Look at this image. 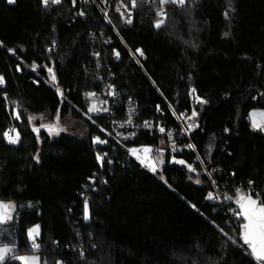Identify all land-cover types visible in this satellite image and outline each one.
I'll return each instance as SVG.
<instances>
[{
	"label": "trees",
	"instance_id": "trees-1",
	"mask_svg": "<svg viewBox=\"0 0 264 264\" xmlns=\"http://www.w3.org/2000/svg\"><path fill=\"white\" fill-rule=\"evenodd\" d=\"M123 2L132 23L116 11L120 0H106L105 7L101 0H77L75 6L62 0L47 7L40 0H0V76L5 78L0 85V200L15 205L13 220L0 225V246L31 254L25 232L38 224L42 264H207L209 258L215 264H255L221 234L223 229L238 239L235 206L206 200L211 187L195 154L176 156L194 172L165 155L153 174L128 149L157 146V137L144 132L124 146L107 131L110 121L125 119L130 98L138 121L165 127L174 125L171 111L178 115L193 108L198 128L192 141L201 161L222 168L233 197L239 188L264 200V133L249 121L252 111H264V0L168 4L167 22L159 30L153 27L158 0H137L135 9L129 0ZM229 3L235 11L225 19ZM105 11L111 23L102 16ZM137 48L144 53L139 62L132 56L138 57ZM192 89L207 103L196 100L192 106ZM88 92L110 109L93 114L95 123L84 115L92 102ZM58 108L59 118L80 123L84 136L51 137L44 128L32 132L30 115L53 118ZM12 128L21 134L17 145L3 138ZM94 136L107 143L94 145ZM37 154L39 163L33 159ZM97 154L104 158L102 166ZM86 199L88 221L83 218ZM4 264L18 262L9 258Z\"/></svg>",
	"mask_w": 264,
	"mask_h": 264
},
{
	"label": "snow or ice",
	"instance_id": "snow-or-ice-1",
	"mask_svg": "<svg viewBox=\"0 0 264 264\" xmlns=\"http://www.w3.org/2000/svg\"><path fill=\"white\" fill-rule=\"evenodd\" d=\"M42 6L47 7L49 3L52 5H58L62 2V0H40ZM73 6L76 5L77 0H72ZM85 3L88 2V0H84ZM95 2V0H93ZM106 0H101V3H105ZM131 9H135L137 7V0H129ZM193 3L196 2V0H192ZM9 4L14 3V0H8ZM159 8L156 12L157 19L153 22V27L157 30L161 29L163 27L168 19V12L165 9V6L168 4L180 6L183 8L187 0H158ZM124 8V11L121 12L120 9ZM117 12H120V18L123 19L126 23H132V12L131 10L124 4L123 0H120V7L116 9ZM235 11L234 8L231 7V3H229L228 9L224 12L225 19L228 18L229 12ZM79 16H84L85 13L83 11L78 13ZM104 19L111 23L112 21L108 17V13L104 12ZM225 36H228L229 33L225 32ZM185 44H190L191 47L195 48L197 45L191 44L190 41H184ZM0 46H2V42H0ZM54 47V46H53ZM9 52H12V49H8ZM113 52L117 58L120 57V53L113 49ZM136 53H139L140 56H143L144 53L140 48H137L135 50ZM94 55H99V53H94ZM17 71H20L21 68L18 65ZM33 71L36 70V65H33L32 68ZM49 76L51 77L52 81H56V74L53 71L51 67L47 69ZM5 78L3 76H0V85L4 84ZM107 87L110 89L109 95H114V92L111 91L113 89V85L109 84ZM195 89H192L190 92V95L192 93H195ZM57 94L63 95L59 88H57ZM86 97L91 99V103L87 107V111L84 113V115L92 120L93 123H95V120L92 119L93 114H97L99 112H107L108 108L106 107H100L99 104H107V101L99 102L96 98L95 92H88L85 94ZM195 99L201 104L207 103L206 100L203 98L197 96ZM131 111V110H130ZM157 111H161L159 105H157ZM59 114L60 109H57V123H49L47 125L40 124L39 127H33L32 132L33 133H39L41 128L46 129L49 136H58L61 132L65 131L64 128L60 127L59 125ZM257 113H252L251 116L252 119V129L256 131H260L264 133V119L257 121L255 117L257 116ZM261 116H264V113L259 114ZM181 118H183L185 121H192L191 123H188L187 125V131H191L193 128L198 127V125L195 123V118L198 116V112L194 109L191 112L190 116L185 117L183 113L180 114ZM15 118L17 120L20 119L19 115H16ZM34 118L29 117V123L32 122ZM132 122L131 116H129L128 120L125 121V123L130 124ZM145 127H151V124L149 122H145ZM103 132L104 129H101ZM227 131V129H225ZM159 132L161 134L165 133L164 127H159ZM14 133V134H13ZM134 135V134H133ZM3 138L9 145H17L21 142V134L15 129L12 128L9 131H5L3 133ZM173 133L171 131L167 132V139L168 141H172ZM37 141L39 142V136H37ZM163 143V141H161ZM92 143L94 145L96 144H106L107 141L104 139H101L98 136H94L92 138ZM173 151H175V145L172 144ZM187 148L194 149V145L188 144ZM157 152L158 156L155 158L153 157L152 153ZM128 153L135 157L142 166L146 167L149 171H151L153 174L157 173V167L159 164H163L165 162V159H163V153L164 149H153L151 146L143 145L139 148L132 147L128 149ZM106 155V154H105ZM33 159L39 163V154L33 156ZM199 159V157H197ZM96 160L98 163L103 165L104 158L102 155L97 154ZM170 163L181 165L187 168L189 172H194L195 169L190 163H187L184 159H178L176 156H172ZM108 163H111V161H108ZM211 178V173L208 174ZM162 180L164 179L163 176L160 177ZM91 179V178H90ZM107 183V181H104ZM196 184H200L201 180L199 177L195 180ZM216 184V181L213 180V185ZM249 186H252L254 184V181L249 180L248 181ZM214 199L213 193L209 191L208 195L206 196V200L212 201ZM225 200H232V197H229L227 195L224 196ZM234 203L236 205L237 211L233 212V216L235 217L236 223L238 224V230H239V236L238 239L236 237L230 236L228 232L224 231L223 229H220L221 234L226 237V243L228 241L231 242L232 246H237L238 248L243 249L242 254L245 256L246 259H249L251 261H255V264H264V200H262L259 196L253 197V195L250 192H244L241 189L237 188L235 192V200ZM32 205L29 204L28 207H31ZM194 210L199 212V209L196 207L195 204L190 205ZM23 207V206H21ZM15 209V205L11 202H5L0 200V225L6 224L13 220V212ZM83 218L85 221L90 220L91 213H90V202L86 199L84 201V207H83ZM25 235L27 237L28 244L31 248V254L26 255H19L16 254L14 251V246L10 247L8 245L0 246V264H4V262L11 258L12 260L18 262V264H42V258L37 253L40 251L41 245L37 242L38 238L41 235V226L40 225H33L31 227H28L26 229ZM242 242V243H240ZM58 243V242H56ZM246 246V247H245ZM81 256H84V253L81 252ZM46 264V262H45ZM56 264H63V261L57 260ZM195 264V262H194ZM207 264H215L214 261H212L210 258L207 261ZM227 264V262H226Z\"/></svg>",
	"mask_w": 264,
	"mask_h": 264
},
{
	"label": "built area",
	"instance_id": "built-area-1",
	"mask_svg": "<svg viewBox=\"0 0 264 264\" xmlns=\"http://www.w3.org/2000/svg\"><path fill=\"white\" fill-rule=\"evenodd\" d=\"M52 4L49 3L48 6H51ZM103 7L106 6V3H101ZM104 16V13L102 14ZM132 55V54H131ZM138 57L132 55L136 62H139L142 59V56L137 53ZM96 98L98 96L96 95ZM190 101L192 106L196 103L195 95L192 93L190 95ZM116 106V105H115ZM126 116L123 120H112L108 124V131L107 136L110 139H113L117 143H120L121 145L126 146L127 143L134 141L138 136L141 135V133L146 132L147 134L154 135L159 139V144L157 146L154 145H148L151 146L154 150L155 149H164L163 155H170V156H181L185 154H195L196 157H199L195 146L194 149L187 148L188 144L194 145L192 141V134L197 130L198 127L193 128L191 131H187V125L188 123H191L192 121H185L183 118H181L180 114H175L173 111V117H174V125L171 126H162L165 128V133L161 134L159 132L160 125H157V123L153 121H138L136 119V105L135 100L133 98H130L126 105ZM108 107V111H109ZM131 110V111H130ZM182 112L185 117L190 116L191 112ZM129 116H131L132 122L130 124L125 123V121L128 120ZM145 122H149L151 124V127H145ZM195 123L197 124V121L195 119ZM198 125V124H197ZM171 131L173 133L172 141H168L167 139V132ZM134 134V135H133ZM163 141V143L161 142ZM175 145V151H173L172 144ZM139 148V147H137ZM157 152H153L152 155L154 156ZM136 159V158H135ZM137 160V159H136ZM111 161V160H109ZM138 161V160H137ZM201 168L210 184L211 192L213 193L214 199L212 201H209L211 204L218 206V207H226L229 204H231V200H225L224 196L227 195L229 197H232L231 192L226 187V181L222 178V168L216 165H206L204 164L201 159H198ZM139 162V161H138ZM112 163V161H111ZM140 164V162H139ZM141 165V164H140ZM142 166V165H141ZM144 167V166H142ZM146 168V167H145ZM209 173H211V178L209 177ZM213 180L216 181V184L213 185ZM235 210H232V214L234 211H237L238 209L235 207ZM233 216V215H232ZM39 238L37 242L39 243Z\"/></svg>",
	"mask_w": 264,
	"mask_h": 264
},
{
	"label": "rangeland",
	"instance_id": "rangeland-1",
	"mask_svg": "<svg viewBox=\"0 0 264 264\" xmlns=\"http://www.w3.org/2000/svg\"><path fill=\"white\" fill-rule=\"evenodd\" d=\"M99 106L101 107V104H99ZM252 113H257L258 114L255 117V119L257 121L264 119V116L259 115L261 113H264L263 110H254V111H252L250 113V115H249V121H250L251 127H252V119H253V117L251 116ZM29 117H33L34 118L32 120V122L30 123L31 127H35V126L39 127L40 124L47 125L49 123H53V124L57 123V119H56L57 116H54L53 118H50L49 116H46V115H39V116H31L30 115ZM58 122H59L60 127L65 129V131L61 132L60 134H70V135H76V136H84L85 133H86L84 128H83V126L80 123H78L75 120H73L72 118H70V117H67V118H64V119L59 118ZM36 123H38V124H36ZM51 137H57V136H51ZM156 156H158V153H156L153 157L155 158ZM162 158L164 159V155H163ZM161 166H162V164H159L158 167H157V170L161 169Z\"/></svg>",
	"mask_w": 264,
	"mask_h": 264
},
{
	"label": "water",
	"instance_id": "water-1",
	"mask_svg": "<svg viewBox=\"0 0 264 264\" xmlns=\"http://www.w3.org/2000/svg\"><path fill=\"white\" fill-rule=\"evenodd\" d=\"M234 200H235V197L232 198L231 203L236 207V205H235V203H234Z\"/></svg>",
	"mask_w": 264,
	"mask_h": 264
}]
</instances>
